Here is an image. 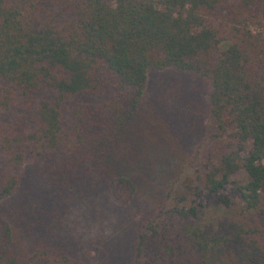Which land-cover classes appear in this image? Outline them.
Segmentation results:
<instances>
[{
    "label": "trees",
    "instance_id": "16d2710c",
    "mask_svg": "<svg viewBox=\"0 0 264 264\" xmlns=\"http://www.w3.org/2000/svg\"><path fill=\"white\" fill-rule=\"evenodd\" d=\"M0 264H264V0H0Z\"/></svg>",
    "mask_w": 264,
    "mask_h": 264
},
{
    "label": "rangeland",
    "instance_id": "374dc122",
    "mask_svg": "<svg viewBox=\"0 0 264 264\" xmlns=\"http://www.w3.org/2000/svg\"><path fill=\"white\" fill-rule=\"evenodd\" d=\"M254 28H255V30L258 29L257 27H254ZM211 215H212L211 211H207L206 213H204V218H206L208 216L207 220H210L211 219Z\"/></svg>",
    "mask_w": 264,
    "mask_h": 264
}]
</instances>
